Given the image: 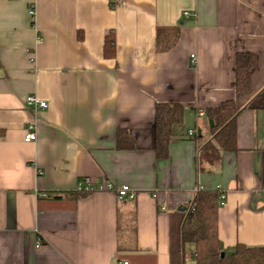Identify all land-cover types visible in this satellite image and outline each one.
Returning a JSON list of instances; mask_svg holds the SVG:
<instances>
[{
  "label": "crops",
  "instance_id": "1",
  "mask_svg": "<svg viewBox=\"0 0 264 264\" xmlns=\"http://www.w3.org/2000/svg\"><path fill=\"white\" fill-rule=\"evenodd\" d=\"M30 3L0 0V264H196L183 221L219 186L224 250L264 246V0H36L35 17ZM166 28L180 39L159 53ZM243 53L257 63L239 93ZM31 95L47 107H27ZM228 101L240 110L237 151L210 163L206 112ZM159 104L185 109L164 159ZM30 129L37 141L26 143ZM120 133L131 148L118 147ZM86 178L128 185L136 199L77 193Z\"/></svg>",
  "mask_w": 264,
  "mask_h": 264
},
{
  "label": "trees",
  "instance_id": "2",
  "mask_svg": "<svg viewBox=\"0 0 264 264\" xmlns=\"http://www.w3.org/2000/svg\"><path fill=\"white\" fill-rule=\"evenodd\" d=\"M180 39L179 28L159 29L157 33V51H171ZM106 58L116 56V39L113 33L106 38L104 45ZM256 57L252 54H239L236 65V87L239 93L247 92L251 87V75L256 67ZM239 108L234 101L223 103L220 107L209 109L206 114L210 121V130L215 143L205 144L201 149V159L214 162L222 151H237L236 118ZM185 109L181 105L159 104L156 111V152L158 159L168 156L169 145L174 136V128L184 121ZM118 147L122 150L132 147L130 139L119 134ZM191 205H196L194 213L189 212ZM220 208L219 191L199 192L188 206L181 238L184 246L195 248L196 264H264V246L248 247L242 244L232 252L224 250L218 236Z\"/></svg>",
  "mask_w": 264,
  "mask_h": 264
},
{
  "label": "built area",
  "instance_id": "3",
  "mask_svg": "<svg viewBox=\"0 0 264 264\" xmlns=\"http://www.w3.org/2000/svg\"><path fill=\"white\" fill-rule=\"evenodd\" d=\"M31 3L29 4V15L32 17H35L36 15V0H30ZM188 13H185V16H188ZM192 59H195V56H192ZM195 62L193 61V64ZM25 104L27 107H36V108H46L47 103L45 101H41L38 99L36 96H29L25 100ZM200 116H205L204 113H200ZM189 136H194L195 132L190 131L188 133ZM24 141L26 143H33L37 141V134L32 131V129L28 130L27 133L25 134ZM95 191H108V192H113L116 194L117 198L119 201H133L136 199V193L133 191L128 185H123V186H116L113 183H105L104 185L100 187H95L94 183L86 178V179H81L76 187V192L77 193H91ZM217 191L220 193V206L223 207L226 203V192L222 189V187H217ZM196 210V205H191L189 208V212L194 213ZM42 245V242L39 240L37 241V246L40 247Z\"/></svg>",
  "mask_w": 264,
  "mask_h": 264
},
{
  "label": "rangeland",
  "instance_id": "4",
  "mask_svg": "<svg viewBox=\"0 0 264 264\" xmlns=\"http://www.w3.org/2000/svg\"><path fill=\"white\" fill-rule=\"evenodd\" d=\"M189 253H190V251H189Z\"/></svg>",
  "mask_w": 264,
  "mask_h": 264
}]
</instances>
